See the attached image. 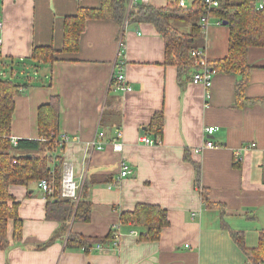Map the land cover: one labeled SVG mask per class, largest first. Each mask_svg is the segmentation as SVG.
<instances>
[{"label": "crops", "instance_id": "obj_1", "mask_svg": "<svg viewBox=\"0 0 264 264\" xmlns=\"http://www.w3.org/2000/svg\"><path fill=\"white\" fill-rule=\"evenodd\" d=\"M154 1L147 4L160 7L168 0ZM100 3L0 0V79L21 85L11 120L16 143L38 138V108L58 97L57 133L67 138L55 152L62 167L72 169L78 197L87 183L91 207L89 220L71 222L69 229L101 238L116 228L119 238L115 245L92 241L88 251L69 249L62 238L47 244L59 224L45 218L39 183L13 184L9 193L19 202L21 236L13 237L9 220L0 264H247L232 234L241 233L245 246L254 248L264 231V46L250 47L246 56L243 94L257 100L237 105L238 74L215 72L207 89L191 82V72L179 76L165 62V41L149 22L87 19L77 50L63 51L66 17ZM212 20L199 24L205 36L199 47L208 59L224 57L228 47V27ZM49 45L53 62L34 66L27 60L34 47ZM118 74L131 91L115 87ZM159 112L161 142L139 141L151 137L145 128ZM208 126L215 127L205 137L214 147L194 152ZM115 139L121 152L112 149ZM122 161L132 173L119 178ZM138 203L166 209L169 224L158 240L139 239L138 226L120 224V214Z\"/></svg>", "mask_w": 264, "mask_h": 264}, {"label": "trees", "instance_id": "obj_2", "mask_svg": "<svg viewBox=\"0 0 264 264\" xmlns=\"http://www.w3.org/2000/svg\"><path fill=\"white\" fill-rule=\"evenodd\" d=\"M128 0H101L99 8H79L76 15L66 17L64 21L63 51L75 52L78 39L83 31L85 21L90 18L108 19L123 22L152 23L165 41V62L175 65L181 74L197 71L196 57L191 55L193 49H202L195 42L201 35L199 21L203 15L217 20L227 21L228 47L221 58H210L208 66L215 72H232L240 76L235 84L236 103L254 102L243 94L250 65L247 63V51L253 46H264V7L257 8V0H220L215 8L207 9L200 0H194L189 7H179L177 1L168 0L164 6L138 4L137 11H127ZM188 26V29L186 28ZM185 27V29H183ZM54 50L49 46H37L27 60L34 66L53 62ZM22 62V61H21ZM20 63V62H19ZM191 79V78H190ZM117 87L116 78H112ZM21 85L10 78L0 79V249L8 246V221H12V235L20 238L22 219L18 215L19 202L9 193V186L28 185L45 179L52 191L43 192L46 199L45 218L57 221L59 226L49 244L56 238H62L69 249L92 248V241L114 245L116 228L111 229L105 237H88L73 233L69 229L71 222H86L90 216V203L86 199L88 185L85 182L80 188L81 195L77 200L60 196L62 176V158L55 149L62 142L58 130V97L38 108V138L19 139L16 145L11 142V120L14 109V97L20 92ZM164 116L155 113L147 127L146 133L155 144L162 140ZM91 184L92 182H88ZM203 194V190H200ZM205 204L212 206L205 200ZM120 224L133 223L140 228L139 239L158 240L161 231L169 224L166 209L156 204L138 203L133 210L120 214ZM233 240L246 256L247 264H259L264 261V231L260 232L258 245L246 247L241 233H233ZM46 244V245H47Z\"/></svg>", "mask_w": 264, "mask_h": 264}, {"label": "built area", "instance_id": "obj_3", "mask_svg": "<svg viewBox=\"0 0 264 264\" xmlns=\"http://www.w3.org/2000/svg\"><path fill=\"white\" fill-rule=\"evenodd\" d=\"M194 0H177L178 6L179 7H189L192 5ZM203 5L207 8V9H211V8H215L219 5L220 0H200ZM149 2V0H128V5H127V11H137L138 8V4H147ZM264 7V2L261 1L258 3L257 8L258 9H262ZM210 18V16L207 15H203L201 17V20L203 22H207V20ZM129 22L128 18L125 17L124 20V24H127ZM221 20H217L216 23L221 25ZM1 27V25H0ZM0 42H1V38H0ZM191 55L196 57L197 59V65L199 66V68L197 69V71H195L192 76H191V82L192 83H200L202 84L206 89L211 85V80H212V75L215 73L214 70H212L207 63L208 58L205 56V54L203 53V49H193L191 52ZM116 78V81L118 82V86L117 88L123 90L124 92H129L131 91V87H129L128 85H126L123 76H121L120 74H118ZM205 97H209V94L206 93ZM215 130L214 126H208L204 129V141L203 144L200 147L194 148V152H199L200 150L204 149V148H213L214 144L212 143V141H210L209 139L205 138L208 135H211ZM104 137V132L103 131H99L97 133V139H102ZM66 135L65 134H59V140L64 142L66 140ZM13 144L16 143V141L14 139L11 140ZM139 141L145 143V144H155V142L153 141V139L151 137H148L147 135H143L139 138ZM92 144L96 145L97 149H102V145L101 142L93 141ZM111 146L114 152H121L122 151V142L120 140H112L111 141ZM243 150V148H240L239 151L237 152V156H239V154L241 153V151ZM132 173V170L129 168V166L122 161L120 163V170H119V178L121 177H125L128 176ZM39 187L41 188V190L43 192L48 191L51 192L52 189L51 187H49L47 181L45 179H42L39 182ZM78 190H79V184L78 182L74 179V174L72 169L65 165L64 167H62V176H61V183H60V196L62 198H68V199H73L76 200L78 198ZM119 238V233L116 234L115 236V241H114V245L116 244L117 240ZM98 249H101L99 245H97ZM259 264H264V261L260 262Z\"/></svg>", "mask_w": 264, "mask_h": 264}, {"label": "rangeland", "instance_id": "obj_4", "mask_svg": "<svg viewBox=\"0 0 264 264\" xmlns=\"http://www.w3.org/2000/svg\"><path fill=\"white\" fill-rule=\"evenodd\" d=\"M151 2H152V4H157L156 2L157 1H154V0H151ZM213 18H209L208 20H207V23L208 24H210V23H213V20H212ZM199 24L201 25V24H204V23H200V21H199ZM187 29H188V26L186 27ZM183 29H185V27H183ZM201 31H202V29H201ZM204 34L202 33L200 36H198L196 39H195V42L198 44V45H202L203 43H204Z\"/></svg>", "mask_w": 264, "mask_h": 264}, {"label": "water", "instance_id": "obj_5", "mask_svg": "<svg viewBox=\"0 0 264 264\" xmlns=\"http://www.w3.org/2000/svg\"><path fill=\"white\" fill-rule=\"evenodd\" d=\"M222 24H223V25H226V24H227V21H223Z\"/></svg>", "mask_w": 264, "mask_h": 264}, {"label": "bare ground", "instance_id": "obj_6", "mask_svg": "<svg viewBox=\"0 0 264 264\" xmlns=\"http://www.w3.org/2000/svg\"><path fill=\"white\" fill-rule=\"evenodd\" d=\"M172 1H174V0H172ZM175 1H177V0H175Z\"/></svg>", "mask_w": 264, "mask_h": 264}]
</instances>
